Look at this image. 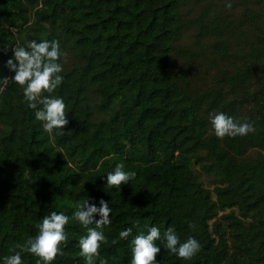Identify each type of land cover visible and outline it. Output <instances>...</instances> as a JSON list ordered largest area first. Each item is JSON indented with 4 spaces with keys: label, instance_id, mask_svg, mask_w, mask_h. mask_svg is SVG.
<instances>
[{
    "label": "trees",
    "instance_id": "trees-1",
    "mask_svg": "<svg viewBox=\"0 0 264 264\" xmlns=\"http://www.w3.org/2000/svg\"><path fill=\"white\" fill-rule=\"evenodd\" d=\"M33 40L59 41L63 53L53 95L66 105L64 136L43 130L41 106L11 80L13 48ZM5 78L0 264L53 211L69 223L52 264H85L87 229L71 217L86 198L112 210L96 264H131L132 240L153 226L201 245L182 260L157 240V264H264V0H0ZM216 112L255 130L218 139ZM118 164L136 177L105 190Z\"/></svg>",
    "mask_w": 264,
    "mask_h": 264
},
{
    "label": "clouds",
    "instance_id": "clouds-1",
    "mask_svg": "<svg viewBox=\"0 0 264 264\" xmlns=\"http://www.w3.org/2000/svg\"><path fill=\"white\" fill-rule=\"evenodd\" d=\"M226 7L230 9L231 3H227ZM13 52L14 58L7 61L8 68L15 73L11 80L22 89L24 100L30 108L37 109L41 106L35 112V118L42 122L43 130L49 134L64 136V128L69 123L66 105L62 98L53 95L63 81V76L60 75L63 66L59 62L63 53L60 51L59 41L43 40L38 43L33 40L26 48L14 47ZM8 80H0V84L6 85ZM209 122L215 136L221 140L225 137L246 136L255 130L252 123L239 122L222 112L210 113ZM106 176L105 190L113 187L120 190L121 185H127L135 179L136 173L124 171V165L118 164ZM99 205L97 207L95 203H89L86 198L75 206L76 210L71 217L87 229V234L79 240V255L85 264H96L101 245L108 242L103 229L111 224L109 216L112 210L103 199L99 201ZM97 215L100 219L95 220ZM68 223L69 217L62 212L58 214L53 211L45 215L37 225V235L27 239L22 245H17L19 251L4 257V264H23L22 253L36 257V264H52L57 255H63L61 245L67 242L65 226ZM189 227L194 229L195 225L190 224ZM131 232L132 228L121 231L120 239H127ZM157 240L164 243L167 251L182 260H191L201 251L200 242L194 237L181 242L174 228L169 227L161 234L153 226L148 229L147 234L141 233L132 240L131 264H157L156 258L161 252V248L155 244ZM100 264H107V260L100 259Z\"/></svg>",
    "mask_w": 264,
    "mask_h": 264
},
{
    "label": "rangeland",
    "instance_id": "rangeland-1",
    "mask_svg": "<svg viewBox=\"0 0 264 264\" xmlns=\"http://www.w3.org/2000/svg\"><path fill=\"white\" fill-rule=\"evenodd\" d=\"M205 184L208 185L207 182H205ZM208 186H209V185H208Z\"/></svg>",
    "mask_w": 264,
    "mask_h": 264
}]
</instances>
